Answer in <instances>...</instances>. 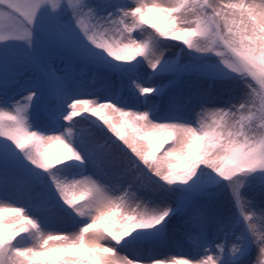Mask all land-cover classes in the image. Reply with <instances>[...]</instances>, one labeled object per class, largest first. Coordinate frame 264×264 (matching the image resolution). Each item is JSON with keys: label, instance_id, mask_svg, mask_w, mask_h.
<instances>
[{"label": "snow or ice", "instance_id": "obj_1", "mask_svg": "<svg viewBox=\"0 0 264 264\" xmlns=\"http://www.w3.org/2000/svg\"><path fill=\"white\" fill-rule=\"evenodd\" d=\"M0 204V264H264V0H0Z\"/></svg>", "mask_w": 264, "mask_h": 264}, {"label": "rangeland", "instance_id": "obj_2", "mask_svg": "<svg viewBox=\"0 0 264 264\" xmlns=\"http://www.w3.org/2000/svg\"><path fill=\"white\" fill-rule=\"evenodd\" d=\"M157 2H159V0H157ZM168 2L170 3H175V0H168ZM158 14H154V17L157 16ZM162 24H165L166 25V21H161ZM144 27H148L147 25H145ZM139 29L137 30V33L136 34H139ZM151 31H154V30H151ZM170 43H173V44H181L182 47H184L185 51H187V47L182 45V42L181 41H170ZM173 53H175V55H173ZM166 55H172V58L175 60L177 59L178 57L182 56V53L180 52V49L179 48H176V49H168L166 51ZM138 82H146V81H138ZM164 84H167V81L165 80L163 82ZM95 87L96 88H99L100 87V83L97 82L95 84ZM135 88V84H129L127 81L124 82L123 84V91H122V95L124 97V99L126 101H130L132 99H134V94L129 92V88ZM146 95H151V94H146ZM90 115V113H89ZM75 119H80V117H74V120ZM75 129L73 130V134L75 135ZM122 143V142H120ZM171 143V141H169V144ZM165 147H168V145H165ZM50 152L51 154H54V155H66L67 154V149H65L63 146L61 145H55L54 147H52L50 149ZM77 179L81 178V177H76ZM139 201H137L136 203H138ZM80 203H84V201H80ZM129 204L131 205L132 208H135V203L132 202V201H129ZM0 206H4L3 204H0ZM18 214L17 213H5V217L6 219H10V220H13L14 223L11 224V225H6V227L8 228H11V227H16V228H19L21 225L25 224L26 221L25 220H15L14 218L17 216ZM29 231H34V229H29ZM26 234V233H24ZM24 234H21V235H24ZM53 234H60V233H53ZM28 246H31V241L29 242V245ZM164 250H168V249H164ZM178 250V249H177Z\"/></svg>", "mask_w": 264, "mask_h": 264}, {"label": "bare ground", "instance_id": "obj_3", "mask_svg": "<svg viewBox=\"0 0 264 264\" xmlns=\"http://www.w3.org/2000/svg\"><path fill=\"white\" fill-rule=\"evenodd\" d=\"M147 82V81H146Z\"/></svg>", "mask_w": 264, "mask_h": 264}]
</instances>
